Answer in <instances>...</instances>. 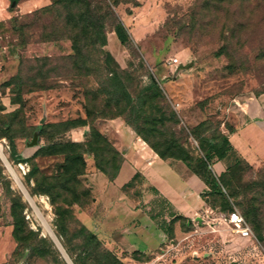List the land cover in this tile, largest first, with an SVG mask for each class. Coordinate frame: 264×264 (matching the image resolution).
Masks as SVG:
<instances>
[{
    "label": "rangeland",
    "instance_id": "374dc122",
    "mask_svg": "<svg viewBox=\"0 0 264 264\" xmlns=\"http://www.w3.org/2000/svg\"><path fill=\"white\" fill-rule=\"evenodd\" d=\"M52 1L33 0L30 9L40 8ZM3 5L2 8L8 10L10 0H4ZM113 9L128 29L132 44L122 45L112 28L107 27V45L104 49L112 55L117 70L124 74L133 96L147 88L151 80L157 84L159 97L153 91L147 92L148 110L151 107H168L186 121L195 123L204 118L197 102L208 100L205 113L214 125L219 124L221 128L223 123H231L233 107L242 109L241 102L247 98H256L264 109V0H129ZM22 16L24 15H20L21 19L16 23L10 18L6 19L7 27L4 25L0 30V85L17 71L19 56L32 58L46 55L55 58L71 52L70 43L65 39L39 44L42 31L40 24L48 20L47 17L38 24L25 28L26 52L21 53L18 33L12 26L32 18ZM173 58L178 59L177 65L171 63ZM64 70L65 68L62 71ZM95 88L96 83L91 77H69L61 80V84L54 89L46 91L29 92L24 87L20 105L10 102L11 87H6L3 91L0 88V103L4 106V110L0 112V124L5 114L19 108L14 141L18 156L28 159L44 143L38 131L28 134L22 128L37 125L43 118L44 122H56L84 117L86 104L92 109H102L101 97L98 100L92 98L91 101L90 97L85 99V90ZM99 122L101 120L94 122L97 129ZM88 134V126L74 127L64 135V139L81 141ZM35 135L37 145L30 146ZM184 146L194 155L199 153L192 138ZM0 147L9 161L10 149L6 138H0ZM61 161V155H44L34 159L46 174L54 172ZM244 161L249 167L238 181L233 180V185L259 182L253 191L247 190V196L249 199L254 196L260 208L261 238L246 220L252 231V235L247 238L236 234L228 222V208L235 207L241 214L240 203L244 200V194L238 189L232 197H208L207 202L214 211L197 215L199 219L193 218L190 222L191 231H180L179 238L175 235L167 238L156 250L146 254L112 252L124 264H264V165ZM9 163L16 170L21 184L34 201L40 215L54 232L55 214L48 196L30 194L34 184L33 179L28 181L26 176L30 164L14 161ZM86 164L85 174L80 177V181L85 194L90 197L89 205L85 208L90 213L92 185L97 186L105 181L94 168L91 158L86 157ZM0 170L9 181L12 192L19 194L26 205L23 216L28 229L38 231L40 236L52 241L58 259L69 264L68 261L71 260L64 248L60 244L63 251L60 250L44 230L42 221L1 158ZM225 190H229V187ZM0 193V264H52L49 259H28V249L23 251L21 246H17L7 227L10 222L9 202L1 185ZM73 209L75 216L82 222L85 218L81 213L82 209L77 206ZM181 222L186 226L187 221ZM85 224L91 226L89 221ZM103 243L107 247L104 241Z\"/></svg>",
    "mask_w": 264,
    "mask_h": 264
},
{
    "label": "trees",
    "instance_id": "16d2710c",
    "mask_svg": "<svg viewBox=\"0 0 264 264\" xmlns=\"http://www.w3.org/2000/svg\"><path fill=\"white\" fill-rule=\"evenodd\" d=\"M18 1L10 0L9 9L13 10ZM128 2L129 0H53L48 5L22 16L27 19L32 17L30 21L13 24L12 29L18 33L20 50L24 51L25 28L48 17V20L40 24L42 31L38 42H58L65 39L70 43L71 52L55 58L46 55L32 58L19 56L16 73L0 85L2 91L11 87L12 104L20 105L24 87H27L29 92L46 91L54 89L61 84V80H67L69 77H91L96 83V88L85 90V99L90 97L91 101L92 98L98 100L101 97L103 108L92 109L86 104L84 117L44 122L22 128V131L27 130L28 134L38 131L39 136L44 139L43 145L28 159L20 158L15 148V124L19 108L5 114L0 124V138H6L9 142V161L30 164L26 174L28 181H34L30 194L48 196L55 214V236L73 264H124L92 229L75 216L73 209L74 206L84 209L90 202V197L85 194L80 181L86 171V157L92 159L94 168L103 173L109 181H113L119 172L123 161L121 152L94 124L96 120L116 117H120L130 126L161 159L173 158L183 162L209 188L206 196L232 197L241 189L244 194V200L240 203L241 214L261 238L260 208L254 196L250 199L247 196V190L253 191L259 182L233 185V180L238 181L244 170L248 169L247 163L238 160L219 175L211 169L212 163L223 159L231 146L227 134L220 130V125H214L205 113L208 100L197 102L204 118L195 123L186 121L168 107H151L148 110L147 92L153 91L154 95L159 97L157 84L151 80L147 88L133 96L124 74L117 70L112 55L104 49L107 45V27L112 28L122 45L132 44L128 29L113 9L120 3ZM20 19L12 17L11 21L16 23ZM248 100L249 98L241 102L242 109L236 106L232 109L240 125L249 122L245 112ZM3 110L4 106L0 103V112ZM79 126H88L89 134L86 138L81 141L64 139L69 130ZM224 126L228 133L234 130L229 123ZM189 138L197 144L199 153L196 155L184 146L189 142ZM44 155L62 156V161L51 174H46L34 162L36 157ZM0 185L4 196L8 198V224L17 246H21L23 251L28 249V259H49L52 264H65L58 259L52 241L40 236L38 231L28 229L23 216L26 205L19 194L12 192L9 181L1 170ZM227 187L229 190H225ZM228 210L231 211L232 207ZM175 220L176 218L170 221L167 233L169 238H173L172 224ZM191 226L190 222H187L186 226L182 222L181 230L189 232L192 230ZM131 254L144 253L134 251Z\"/></svg>",
    "mask_w": 264,
    "mask_h": 264
},
{
    "label": "crops",
    "instance_id": "0c3cea01",
    "mask_svg": "<svg viewBox=\"0 0 264 264\" xmlns=\"http://www.w3.org/2000/svg\"><path fill=\"white\" fill-rule=\"evenodd\" d=\"M32 2L19 0L13 10H4V0H0V30L4 25L7 27L6 19L20 18V15L34 11L36 8L30 9ZM20 52L24 53L26 49ZM245 112L249 118L247 124L240 125L232 113L231 123H228L234 130L228 133L225 123L220 128L227 134L231 148L223 159L212 163L216 175L238 160L264 165V109L252 97L246 103ZM97 125L121 152L123 161L113 181L98 171L105 182L92 185L90 213L85 208L81 213L85 217L82 222L89 221L91 226L85 225L111 251L116 254L154 251L169 239L167 233L171 220L176 218L172 232L179 238V232H183L181 221L191 222L193 218L199 219L197 215L214 211L207 202L209 188L183 162L173 158L161 159L120 117L101 120ZM1 213L0 202V218ZM7 227L11 235V226Z\"/></svg>",
    "mask_w": 264,
    "mask_h": 264
},
{
    "label": "bare ground",
    "instance_id": "6f19581e",
    "mask_svg": "<svg viewBox=\"0 0 264 264\" xmlns=\"http://www.w3.org/2000/svg\"><path fill=\"white\" fill-rule=\"evenodd\" d=\"M0 158L2 160V162L4 163L7 171L10 173L11 177L14 179L15 183L17 184V186L19 187V189L22 191V193L24 194L25 198L28 200V202L30 203L31 207H33V209L35 210L36 214L39 216L40 220L42 221V224L44 225L45 229L48 233V235L53 239V241L56 243V245L58 246V248L60 250L63 251V249H61V246L59 244V242L57 241V238L53 232V230L47 225V223L44 221V219L42 218V216L40 215L34 201L32 200V198L30 197L29 193L27 192V190L24 188V186L21 184V181L19 179V176L16 172V170L14 169V167L9 163V161L7 160V158L5 157V155L3 154L2 148L0 147ZM43 227V228H44Z\"/></svg>",
    "mask_w": 264,
    "mask_h": 264
},
{
    "label": "built area",
    "instance_id": "2783aa9c",
    "mask_svg": "<svg viewBox=\"0 0 264 264\" xmlns=\"http://www.w3.org/2000/svg\"><path fill=\"white\" fill-rule=\"evenodd\" d=\"M173 65H177L178 59L173 58L171 60ZM228 222L232 225L233 231L242 238H247L252 235L251 228L245 219L241 216L239 211L233 207L231 211L228 212Z\"/></svg>",
    "mask_w": 264,
    "mask_h": 264
},
{
    "label": "water",
    "instance_id": "95a60500",
    "mask_svg": "<svg viewBox=\"0 0 264 264\" xmlns=\"http://www.w3.org/2000/svg\"><path fill=\"white\" fill-rule=\"evenodd\" d=\"M44 123V118L41 120L40 124ZM37 145V138L36 135L34 136L33 140L30 143V146ZM58 241V239H57ZM59 242V241H58ZM60 244V243H59ZM70 260V259H69ZM69 264H73L71 261H68Z\"/></svg>",
    "mask_w": 264,
    "mask_h": 264
}]
</instances>
